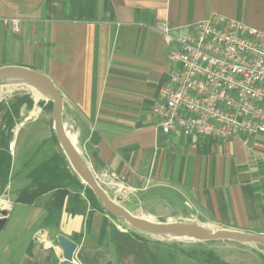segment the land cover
Masks as SVG:
<instances>
[{"label": "crops", "instance_id": "crops-1", "mask_svg": "<svg viewBox=\"0 0 264 264\" xmlns=\"http://www.w3.org/2000/svg\"><path fill=\"white\" fill-rule=\"evenodd\" d=\"M15 15L23 19L19 33L0 25V67H29L53 81L73 145L95 177L118 178L105 188L110 198L133 214L264 236V133L164 134L151 110L174 47L161 25L221 15L264 31V0H0V17ZM19 186L11 179L4 188L0 264H58V234L77 244L76 264H156L151 239L85 192L51 210L17 202ZM250 258L264 264V251Z\"/></svg>", "mask_w": 264, "mask_h": 264}, {"label": "built area", "instance_id": "built-area-1", "mask_svg": "<svg viewBox=\"0 0 264 264\" xmlns=\"http://www.w3.org/2000/svg\"><path fill=\"white\" fill-rule=\"evenodd\" d=\"M22 20L0 17V25L19 33ZM159 31L174 47L151 106L157 130L221 140L264 133V31L221 15ZM96 179L105 189L118 178L104 171Z\"/></svg>", "mask_w": 264, "mask_h": 264}, {"label": "rangeland", "instance_id": "rangeland-1", "mask_svg": "<svg viewBox=\"0 0 264 264\" xmlns=\"http://www.w3.org/2000/svg\"><path fill=\"white\" fill-rule=\"evenodd\" d=\"M35 91L39 94L38 98L34 96ZM51 111L52 101L35 88L20 81L0 84V161L7 166L8 180L16 179L18 181L20 185L18 192L31 186L28 174L38 164L56 153L63 156L53 132ZM65 123L68 130V119L65 120ZM11 142L14 143L12 150L9 149ZM68 167L71 169L69 164ZM35 187L32 185L30 190ZM67 191L71 198L77 193L85 192L84 194L88 195L92 204L102 205L96 196L94 197L92 192L87 190L85 184L80 188L68 185ZM52 193L51 191L47 192L46 196H43L44 194L39 196L35 201L36 204H44L48 208ZM7 194L4 192L0 196V209L10 204ZM17 196L18 193L15 199ZM80 205L82 204L80 203L78 207ZM134 215L154 221L159 219L185 221V219L151 216L145 213ZM117 219L122 226L133 229L124 220ZM142 235L151 239L150 241L155 245L153 260L156 264H180L178 259H181L182 264H251L250 257L253 250L264 251L263 246L250 242L201 241L190 237H163L145 233ZM248 245H254V247Z\"/></svg>", "mask_w": 264, "mask_h": 264}, {"label": "water", "instance_id": "water-1", "mask_svg": "<svg viewBox=\"0 0 264 264\" xmlns=\"http://www.w3.org/2000/svg\"><path fill=\"white\" fill-rule=\"evenodd\" d=\"M20 81L35 88L52 101V128L58 145L75 175L84 183L102 203L105 210L112 216L124 220L134 230L150 235H172L175 237H190L201 241L231 240L256 243L264 247V236L229 229H210L194 221H158L149 220L130 213L118 199H112L99 184L95 175L85 162L81 153L70 140L63 121L62 96L53 83L43 73L25 66L6 65L0 67V84L3 82ZM7 221V210L0 209V230ZM57 242L61 249L62 259L58 264H76L74 253L77 244L63 234L57 235Z\"/></svg>", "mask_w": 264, "mask_h": 264}, {"label": "trees", "instance_id": "trees-1", "mask_svg": "<svg viewBox=\"0 0 264 264\" xmlns=\"http://www.w3.org/2000/svg\"><path fill=\"white\" fill-rule=\"evenodd\" d=\"M28 178L31 180V186H27L20 190L16 201L24 204H35L39 196L52 191L51 201L48 205V208L51 210L60 209L62 207L63 200L68 194V185L78 188L83 186L80 179L74 175L72 170L68 167V163L64 156L59 153L54 154L52 157L38 164L28 174ZM7 182V166L0 161V196L4 192ZM32 185L36 187L30 190ZM87 190L92 192L89 188H87ZM78 195L79 193L74 195V197L77 198Z\"/></svg>", "mask_w": 264, "mask_h": 264}, {"label": "bare ground", "instance_id": "bare-ground-1", "mask_svg": "<svg viewBox=\"0 0 264 264\" xmlns=\"http://www.w3.org/2000/svg\"><path fill=\"white\" fill-rule=\"evenodd\" d=\"M34 96H35V98H38L39 97V94L35 91L34 92ZM36 111V110H35ZM36 113V112H35ZM67 130V129H66ZM67 134H68V130H67ZM5 203V202H4ZM5 206V205H4ZM164 236H171V237H175V236H172V235H163V237ZM175 238H178V237H175Z\"/></svg>", "mask_w": 264, "mask_h": 264}]
</instances>
